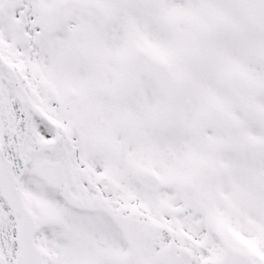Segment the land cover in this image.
Instances as JSON below:
<instances>
[{"label": "snow or ice", "instance_id": "1", "mask_svg": "<svg viewBox=\"0 0 264 264\" xmlns=\"http://www.w3.org/2000/svg\"><path fill=\"white\" fill-rule=\"evenodd\" d=\"M0 264H264V0H0Z\"/></svg>", "mask_w": 264, "mask_h": 264}]
</instances>
